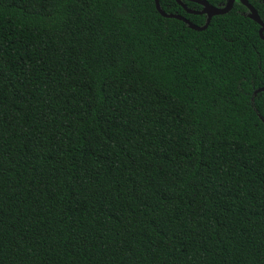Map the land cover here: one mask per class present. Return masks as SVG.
<instances>
[{
	"label": "trees",
	"instance_id": "16d2710c",
	"mask_svg": "<svg viewBox=\"0 0 264 264\" xmlns=\"http://www.w3.org/2000/svg\"><path fill=\"white\" fill-rule=\"evenodd\" d=\"M247 12L195 31L155 0H0V264H264Z\"/></svg>",
	"mask_w": 264,
	"mask_h": 264
},
{
	"label": "water",
	"instance_id": "95a60500",
	"mask_svg": "<svg viewBox=\"0 0 264 264\" xmlns=\"http://www.w3.org/2000/svg\"><path fill=\"white\" fill-rule=\"evenodd\" d=\"M193 3H196L201 6V9L199 11H194L189 8L181 1V0H176V2L189 14H198V15H205V23L202 26L195 25L191 23L188 19L185 17L178 15V14H173V13H166L164 12L159 5L158 0H155V8L158 11V13L165 17V18H173L177 19L180 21H183L190 29L195 30V31H202L207 28L209 25V22L213 16H218V15H223L229 12L233 5L235 0H227V2L223 6H213L210 3H208L206 0H187ZM241 4L247 9V13L245 14L248 18L252 19L259 25L258 29V34L259 37L264 41V22L260 19L257 11L255 8L247 1V0H239ZM264 91V88H259L256 91H254V95L257 92Z\"/></svg>",
	"mask_w": 264,
	"mask_h": 264
}]
</instances>
